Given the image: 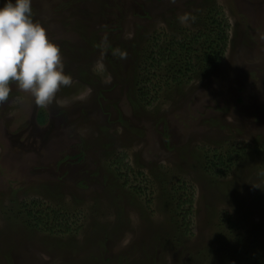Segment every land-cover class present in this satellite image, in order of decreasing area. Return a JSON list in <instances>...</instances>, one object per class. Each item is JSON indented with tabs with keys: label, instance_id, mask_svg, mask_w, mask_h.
<instances>
[{
	"label": "rangeland",
	"instance_id": "374dc122",
	"mask_svg": "<svg viewBox=\"0 0 264 264\" xmlns=\"http://www.w3.org/2000/svg\"><path fill=\"white\" fill-rule=\"evenodd\" d=\"M31 7L72 83L40 107L11 82L0 103V264H264V0ZM214 9L219 63L180 53L192 71L135 103L136 73Z\"/></svg>",
	"mask_w": 264,
	"mask_h": 264
},
{
	"label": "clouds",
	"instance_id": "9594fccd",
	"mask_svg": "<svg viewBox=\"0 0 264 264\" xmlns=\"http://www.w3.org/2000/svg\"><path fill=\"white\" fill-rule=\"evenodd\" d=\"M31 3L0 0V103L8 99L10 83L15 82L37 106L46 107L72 80L64 71L59 45L34 21Z\"/></svg>",
	"mask_w": 264,
	"mask_h": 264
},
{
	"label": "trees",
	"instance_id": "16d2710c",
	"mask_svg": "<svg viewBox=\"0 0 264 264\" xmlns=\"http://www.w3.org/2000/svg\"><path fill=\"white\" fill-rule=\"evenodd\" d=\"M214 10H211L210 14L207 17V20H209V27L207 28V25H203L202 22H200L199 24H197V27L199 26H204L206 29V33L200 35V34H193L191 36V41L186 43L185 41L181 42L179 45H177L176 49L170 51V53L168 51H166V49H164L167 52V55H165L164 57H159V60L156 59V57L154 58V63L151 65V67H145L142 68L140 71V75L138 73H136V75L134 76V81H135V88H138V91L135 92V103L141 104V103H148V105L152 104L150 100H146L147 96H150V90L148 88V84L151 85L152 84V79L153 78H160L164 77L167 78V80H169L170 78L178 83V78H180V76H185L186 72H190L191 70V63L188 62V64L186 66H182L181 64H178L174 58V60H172V63L170 62V60L172 59V57L180 54V53H185V54H189L190 59L189 61H192V59L194 58V60L198 59L199 60H203V62L205 63H210L212 62L213 64H216L219 61V56L221 55L222 50L220 51V43L223 46L227 45V36L225 35V29L222 28L221 23L219 22V19L217 18V15H214ZM204 27H201L199 29H204ZM223 30V31H222ZM187 37V36H185ZM171 43H175L176 42H172ZM200 47V51L202 50V55H198L197 53H199V49L197 47ZM194 54H196L194 57H192ZM200 54V53H199ZM219 63V62H218ZM138 68H141L140 66ZM162 73V75H161ZM161 81V80H160ZM164 82V81H162ZM141 83H143L144 85H141ZM155 87H151V91H154L157 88L158 84H155ZM156 96L154 99H158L160 97V93L159 90H156ZM154 96V95H153ZM153 98V97H150ZM153 99V100H154ZM44 115L43 113L39 114V121L40 123L44 122ZM31 218H35V224L36 225H40L43 226L46 230H48L49 232H51L54 228L55 225L53 224V226L51 227V216L49 214L47 215H42V216H38V217H32V215H30ZM54 221V220H53ZM48 223L50 224V226L48 225ZM245 264V263H244ZM250 264H260L258 263L256 260L254 263H250Z\"/></svg>",
	"mask_w": 264,
	"mask_h": 264
}]
</instances>
